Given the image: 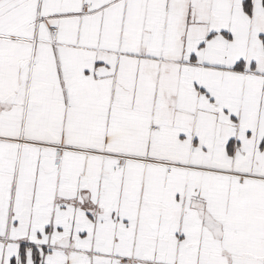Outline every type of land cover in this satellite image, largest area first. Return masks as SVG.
<instances>
[{
	"label": "snow or ice",
	"instance_id": "obj_1",
	"mask_svg": "<svg viewBox=\"0 0 264 264\" xmlns=\"http://www.w3.org/2000/svg\"><path fill=\"white\" fill-rule=\"evenodd\" d=\"M0 264H264V0H0Z\"/></svg>",
	"mask_w": 264,
	"mask_h": 264
}]
</instances>
